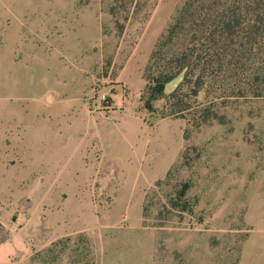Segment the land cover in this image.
I'll list each match as a JSON object with an SVG mask.
<instances>
[{"label": "rangeland", "instance_id": "1", "mask_svg": "<svg viewBox=\"0 0 264 264\" xmlns=\"http://www.w3.org/2000/svg\"><path fill=\"white\" fill-rule=\"evenodd\" d=\"M24 1L31 13L43 0ZM49 1L51 13L96 7L98 46L85 51L87 70L80 60L57 62L62 56L51 43L50 77L42 76L40 46L31 55L35 62H23L24 55L13 62L2 47L0 264H240L256 258L255 249L264 248V83H254L251 92L237 71L220 75L197 98L185 95L188 111L173 114L168 99L184 81L181 74L151 111L152 80L188 35L166 40L187 0ZM14 70L20 75L10 77ZM74 91L83 94L92 117L125 120L127 150L120 169L78 176L83 189H95L91 205L71 208L78 229L50 243L40 238L54 220L44 214L50 208L39 205V176L24 152L53 149L43 135L52 113L43 106L68 102Z\"/></svg>", "mask_w": 264, "mask_h": 264}, {"label": "crops", "instance_id": "2", "mask_svg": "<svg viewBox=\"0 0 264 264\" xmlns=\"http://www.w3.org/2000/svg\"><path fill=\"white\" fill-rule=\"evenodd\" d=\"M38 4L30 13L29 4L24 0H0V58L2 47H6L15 58L13 62L20 55H24L23 62L27 58L35 62L31 55L40 46L42 76L50 77V63L56 60L50 58L49 48L51 43H56L62 56L57 62L80 60L89 70L91 56L85 51L93 50L94 53L98 46V9L90 5L77 10L57 9L51 13L49 0ZM16 71L9 76H19ZM62 95L66 94L63 92ZM70 95L68 102H49L43 106L52 113L45 122L43 135L53 149L44 153L24 152V157L32 158L33 168L39 176L34 179V187L41 191L40 199L43 200L39 205L50 208L44 214L55 222L49 221V233L40 238L50 243L78 229V218L71 208L79 207L81 203L91 205L95 189L87 191L85 186L83 189L78 176L109 174L120 169V154L127 150L122 134L123 128L127 127L125 120L115 124L109 118L92 117L88 104L82 101L83 94L74 91ZM255 252L256 258L245 262L243 259L240 264H264V255H261L264 248H257Z\"/></svg>", "mask_w": 264, "mask_h": 264}, {"label": "trees", "instance_id": "3", "mask_svg": "<svg viewBox=\"0 0 264 264\" xmlns=\"http://www.w3.org/2000/svg\"><path fill=\"white\" fill-rule=\"evenodd\" d=\"M185 31L180 53L168 59L152 80L149 110L164 96L166 85L181 74L184 81L168 99L173 114L188 111L185 95L197 98L220 75H243L251 92L254 83H264V0H187L166 40ZM213 106L211 102L205 109ZM183 188L185 194L188 186Z\"/></svg>", "mask_w": 264, "mask_h": 264}, {"label": "built area", "instance_id": "4", "mask_svg": "<svg viewBox=\"0 0 264 264\" xmlns=\"http://www.w3.org/2000/svg\"><path fill=\"white\" fill-rule=\"evenodd\" d=\"M106 99H107V98H106V95H103V96L101 97V102L106 103ZM111 107H112V106H108V105L105 106L106 109H111Z\"/></svg>", "mask_w": 264, "mask_h": 264}]
</instances>
